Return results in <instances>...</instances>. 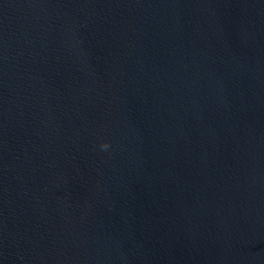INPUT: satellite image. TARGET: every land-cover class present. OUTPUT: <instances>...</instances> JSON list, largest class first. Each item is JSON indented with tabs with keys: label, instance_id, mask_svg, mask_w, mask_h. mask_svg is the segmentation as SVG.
I'll use <instances>...</instances> for the list:
<instances>
[{
	"label": "water",
	"instance_id": "95a60500",
	"mask_svg": "<svg viewBox=\"0 0 264 264\" xmlns=\"http://www.w3.org/2000/svg\"><path fill=\"white\" fill-rule=\"evenodd\" d=\"M0 264H264V0H0Z\"/></svg>",
	"mask_w": 264,
	"mask_h": 264
}]
</instances>
